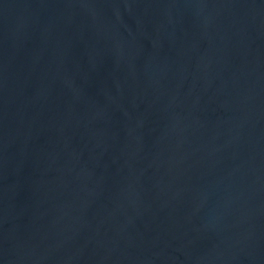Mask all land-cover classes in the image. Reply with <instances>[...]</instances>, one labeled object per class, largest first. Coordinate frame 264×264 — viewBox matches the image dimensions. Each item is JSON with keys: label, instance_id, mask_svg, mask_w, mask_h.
Instances as JSON below:
<instances>
[{"label": "water", "instance_id": "water-1", "mask_svg": "<svg viewBox=\"0 0 264 264\" xmlns=\"http://www.w3.org/2000/svg\"><path fill=\"white\" fill-rule=\"evenodd\" d=\"M0 264H264V0H0Z\"/></svg>", "mask_w": 264, "mask_h": 264}]
</instances>
